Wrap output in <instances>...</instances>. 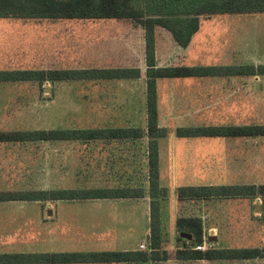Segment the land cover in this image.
Wrapping results in <instances>:
<instances>
[{
    "label": "crops",
    "instance_id": "crops-1",
    "mask_svg": "<svg viewBox=\"0 0 264 264\" xmlns=\"http://www.w3.org/2000/svg\"><path fill=\"white\" fill-rule=\"evenodd\" d=\"M79 23H101L113 26L112 36H127L131 39H78L72 41V53L98 60L93 67L61 69H137V77L83 79L81 81L102 82L105 87L99 100L100 107L129 109L130 114L122 117L106 118L99 127H147V57L146 30L142 23L124 18H88V19H49V18H11L0 17V70H18L35 68H10L17 61L34 58L41 53L39 39H9L10 36H24L28 31H41L50 25ZM159 28H156V61L164 66H236L244 67L231 73H218L201 76L158 78L159 125L168 129V135L158 140L160 186L168 189V198L161 200V218L169 234L175 232V220L178 216H199L206 223V201L178 199L176 189L183 186H222L264 184V136H198L182 137L176 135L179 127L206 125H264V13L256 14H216L202 16L199 30L190 43L183 47L175 39H159ZM165 29V28H163ZM21 30V32H20ZM167 30V29H165ZM220 31V32H219ZM168 32V30H167ZM69 46V45H68ZM55 52V49L53 50ZM61 52V51H60ZM70 52V51H69ZM9 61H12L11 66ZM249 65L255 68H248ZM53 69V68H50ZM60 69V68H59ZM51 82V81H50ZM56 82V81H55ZM54 83V82H53ZM17 84H37V81H0V133L24 129L2 128V106L7 114L8 102H14L9 94L10 88ZM20 86V85H19ZM112 92V95L104 92ZM112 102V103H109ZM250 107L255 110L250 113ZM2 128V129H1ZM38 130V129H27ZM252 141L255 147H249ZM37 142L0 141V182L3 173L13 174L33 171V146ZM102 145V146H101ZM32 146V147H31ZM149 138L114 140L108 144H99L96 149L97 161L95 170L107 182L104 187L143 186L147 189L143 198L96 199L93 201L110 202L115 205L114 212L106 213L109 221L133 219L142 214L144 219L143 239L130 248L123 250H143L140 245H149L151 237V197L148 194L149 181ZM87 151L86 148H84ZM93 152L87 151V158ZM38 157V155H36ZM36 157V161L39 158ZM102 158V159H100ZM93 158L86 161L87 169H92ZM250 167H256L260 177L257 182H244L243 173ZM94 170V169H92ZM224 172L214 178L211 173ZM209 173V174H208ZM219 174V173H218ZM221 182L217 183V182ZM15 184H1L0 191L9 189ZM102 187V186H97ZM214 199V198H213ZM263 203L264 197H256ZM31 201L0 202V209L6 204L22 205ZM132 205L135 212L126 210ZM26 206V205H25ZM142 208V209H141ZM259 209L258 206L256 208ZM105 214V213H103ZM261 214V213H260ZM102 215V214H101ZM134 218V220H136ZM99 219H106L100 217ZM114 224V226L116 225ZM210 227L209 237L215 223ZM212 229V230H211ZM217 237V236H216ZM218 239V237H217ZM217 241V240H216ZM41 215L40 212H5L0 210V254L38 253L41 252ZM185 247H177L182 249ZM214 248V247H212ZM175 249V250H177ZM45 251V250H43ZM95 251V250H85ZM248 259H196L180 260L173 258L162 264H248ZM9 264V263H0ZM32 264V263H20ZM34 264V263H33ZM113 264H138L136 262Z\"/></svg>",
    "mask_w": 264,
    "mask_h": 264
},
{
    "label": "trees",
    "instance_id": "trees-1",
    "mask_svg": "<svg viewBox=\"0 0 264 264\" xmlns=\"http://www.w3.org/2000/svg\"><path fill=\"white\" fill-rule=\"evenodd\" d=\"M148 4V5H147ZM145 0H0V17L88 19L124 18L143 24L146 30L147 57V127H82L52 128L38 130H18L0 133V141L16 142H78L97 161L96 149L99 144L114 140L149 138L148 194L151 197V237L146 250H104V251H41L38 253L0 254V263L20 264H113L136 262L138 264H162L170 259L166 249L169 243V229L161 218V200L168 198V189L160 186L158 140L168 135V129L159 125L158 78L201 76L231 73L244 67L236 66H164L156 61V28L169 30L177 43L186 47L199 30L202 16L216 14H256L264 13V0H197L186 10H172L168 16L159 7L153 10ZM163 11V12H161ZM255 68L249 65L248 68ZM137 69H18L0 70V81H66L100 78L137 77ZM176 135L198 136H264V125H206L179 127ZM102 146V145H101ZM89 158V157H88ZM102 159V158H100ZM147 189L143 186L97 187L80 186L74 188H53L40 190L0 191V202L6 201H68L87 202L96 199L143 198ZM178 199L199 200L213 198L264 197V184L183 186L176 189ZM177 239L185 240L180 233L193 236L192 246L177 249L175 258L196 259H264V247L210 248L204 251L195 247L203 243L204 222L199 216H178L175 220Z\"/></svg>",
    "mask_w": 264,
    "mask_h": 264
},
{
    "label": "rangeland",
    "instance_id": "rangeland-1",
    "mask_svg": "<svg viewBox=\"0 0 264 264\" xmlns=\"http://www.w3.org/2000/svg\"><path fill=\"white\" fill-rule=\"evenodd\" d=\"M197 0H145V4L153 10L157 7L168 16L172 10H186ZM148 5V4H147ZM161 11V12H163ZM116 28L101 23L72 22L68 24L50 25L41 31L30 30L24 36L13 35L9 39H39L41 53L28 60L17 61L10 68H35V69H61L93 67L98 65V60L90 59L78 53L63 50L70 47V42L78 39H131L127 36H112ZM21 32V30H20ZM220 32V31H219ZM174 39L172 33L159 28V39ZM69 45V46H68ZM55 49V52L53 50ZM61 51V52H60ZM70 51V52H69ZM12 61H9L11 66ZM20 85V86H19ZM17 84L16 88H10V99L16 94L13 102L9 101L7 114L4 113L7 104L2 106V128L9 129H52V128H82L101 125L106 118L128 116L129 109L100 107L99 100L103 95L105 85L97 81H44L37 84ZM112 95V92H104ZM112 103V102H109ZM8 106L6 107V109ZM255 109L250 107L249 112ZM1 128V129H2ZM250 148L255 147L252 141ZM32 147V146H31ZM78 142H40L33 146L34 167L33 171L16 173L18 180L8 173V177L1 178V184H15L12 190H46L53 188H74L80 186H104L105 178L95 170V160H92V169H87L86 161H91L92 156L87 158V151ZM38 155V157L36 156ZM36 157L39 161H36ZM250 167L243 173L244 182H257L260 173ZM219 173V174H218ZM209 174V173H208ZM221 177L224 172L211 173ZM220 183L221 182H217ZM6 190L5 188H1ZM207 209L206 223H204V235L210 233L209 222L216 224L212 230L217 236V241L207 244L208 248H246L264 247V214L262 215L260 200L250 197L243 198H214L205 202ZM8 205L5 212H40L41 215V250L50 252L60 251H85V250H123L133 247L144 235V219L142 214L138 217L126 220H117V224L109 221L106 213H111L115 205L110 202L87 201H31L28 204ZM26 205V206H25ZM258 206V210L256 209ZM126 210L135 212L130 205ZM49 209L52 215L48 214ZM142 209V208H141ZM114 212V211H113ZM105 213V214H103ZM261 213V214H260ZM102 214V215H101ZM105 217L106 219H99ZM204 221V219H203ZM114 224H116L114 226ZM178 232L172 233L166 249L175 257L177 247H190L192 243L177 239ZM248 264H264V259H253Z\"/></svg>",
    "mask_w": 264,
    "mask_h": 264
},
{
    "label": "built area",
    "instance_id": "built-area-1",
    "mask_svg": "<svg viewBox=\"0 0 264 264\" xmlns=\"http://www.w3.org/2000/svg\"><path fill=\"white\" fill-rule=\"evenodd\" d=\"M208 241H209V235L205 234L203 243L200 245H197L195 248L198 250H202V251L206 250L208 248V246H207V244L209 243ZM149 243H150V241H149ZM147 247H148V245H145V244L140 245V249H143V250H146Z\"/></svg>",
    "mask_w": 264,
    "mask_h": 264
},
{
    "label": "water",
    "instance_id": "water-1",
    "mask_svg": "<svg viewBox=\"0 0 264 264\" xmlns=\"http://www.w3.org/2000/svg\"><path fill=\"white\" fill-rule=\"evenodd\" d=\"M48 214H49V215H52V210H51V209H49ZM180 235H181L182 238H184V239H186V240H188V241H191L192 238H193V236H192L191 234H189V233H185V232L180 233ZM216 240H217V237H216V236L209 237V241H210V242H214V241H216Z\"/></svg>",
    "mask_w": 264,
    "mask_h": 264
}]
</instances>
